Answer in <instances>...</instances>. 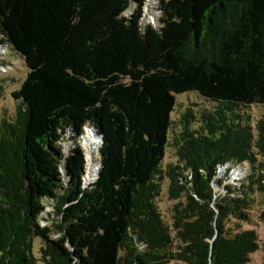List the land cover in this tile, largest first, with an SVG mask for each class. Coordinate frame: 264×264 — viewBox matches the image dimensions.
Wrapping results in <instances>:
<instances>
[{
  "label": "trees",
  "instance_id": "1",
  "mask_svg": "<svg viewBox=\"0 0 264 264\" xmlns=\"http://www.w3.org/2000/svg\"><path fill=\"white\" fill-rule=\"evenodd\" d=\"M158 1L156 26L146 0H0V33L29 69L0 121V264L252 263L264 0ZM186 92L214 104L174 119ZM88 131L101 140L85 187ZM222 167L242 178L215 199ZM47 201L61 205V238L41 223Z\"/></svg>",
  "mask_w": 264,
  "mask_h": 264
},
{
  "label": "rangeland",
  "instance_id": "2",
  "mask_svg": "<svg viewBox=\"0 0 264 264\" xmlns=\"http://www.w3.org/2000/svg\"><path fill=\"white\" fill-rule=\"evenodd\" d=\"M136 3H133V11L136 9ZM128 14V13H127ZM130 14V13H129ZM159 1L158 0H146L144 7V17L143 24L152 23L156 26L159 25ZM3 42L0 46V121L2 118L7 117L8 119L13 118L16 114L17 107L20 104V100L15 99L13 93L20 90L23 82L25 81L27 74L29 72L28 66L24 59L11 47L10 43H7L4 36H0ZM0 41V42H1ZM214 102L207 101L196 92H186L177 95V104L175 111L172 113V117L175 119L180 116L182 112H185L187 108H193L195 110L199 108H211ZM255 120L260 118L264 114V108L255 107L253 111ZM67 137L64 139V148L66 153H68L70 147H72L73 141L69 140ZM85 132L81 139L76 140V144L82 145L85 150L86 157L88 154V146L86 145ZM87 159V158H86ZM239 170V168H236ZM235 168L230 169L227 167H222L219 169L217 176L215 177L214 192L215 199H217L223 193H226V186L237 184V182L242 178V172L237 175ZM63 172L65 173V168L63 167ZM99 172V165H98ZM99 174V173H98ZM98 174L91 181L84 180V183L90 186L97 179ZM85 179V178H84ZM221 181V183H220ZM166 188H164L165 193ZM162 210L169 214L168 207L169 201L163 197L159 202ZM60 203L49 202L45 203V210L41 217V223L43 226L50 227L52 229L53 238H61L64 236L63 224H62V208ZM256 217V215H254ZM257 223L248 225L249 228L255 229L260 238L261 247L253 254V260L251 264H263L264 261V251L262 245L264 243V221H260L256 217ZM34 253L39 255L40 239L35 238L34 241Z\"/></svg>",
  "mask_w": 264,
  "mask_h": 264
},
{
  "label": "bare ground",
  "instance_id": "3",
  "mask_svg": "<svg viewBox=\"0 0 264 264\" xmlns=\"http://www.w3.org/2000/svg\"><path fill=\"white\" fill-rule=\"evenodd\" d=\"M133 10L130 8L129 13H131ZM1 36V35H0ZM1 41V39H0ZM3 42H0V46ZM86 135V134H85ZM86 145L88 146V154H87V167H86V173H85V179L86 181H91L95 178V176L98 174V152L99 147L96 145L101 140V137L96 131H88V134L86 135Z\"/></svg>",
  "mask_w": 264,
  "mask_h": 264
},
{
  "label": "water",
  "instance_id": "4",
  "mask_svg": "<svg viewBox=\"0 0 264 264\" xmlns=\"http://www.w3.org/2000/svg\"><path fill=\"white\" fill-rule=\"evenodd\" d=\"M132 8V10L134 9L133 7V4L130 6ZM133 12H131L130 14H132ZM130 14H127V15H130ZM0 35H3L2 33H0ZM8 43V42H7Z\"/></svg>",
  "mask_w": 264,
  "mask_h": 264
},
{
  "label": "built area",
  "instance_id": "5",
  "mask_svg": "<svg viewBox=\"0 0 264 264\" xmlns=\"http://www.w3.org/2000/svg\"><path fill=\"white\" fill-rule=\"evenodd\" d=\"M85 187H87V185H85Z\"/></svg>",
  "mask_w": 264,
  "mask_h": 264
}]
</instances>
